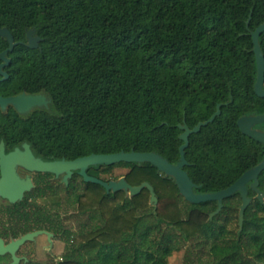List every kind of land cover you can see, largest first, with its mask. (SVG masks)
Masks as SVG:
<instances>
[{"label":"trees","instance_id":"obj_1","mask_svg":"<svg viewBox=\"0 0 264 264\" xmlns=\"http://www.w3.org/2000/svg\"><path fill=\"white\" fill-rule=\"evenodd\" d=\"M263 23L264 0H0V25L18 43L14 76L23 89L45 91L52 99L50 110L28 120L31 143L68 161L134 151L155 152L176 164L183 145L179 125L185 121L193 129L222 104L221 116L192 134L186 149L191 166L185 170L201 186L195 192L204 194L229 188L264 158V145L238 126L242 116L264 114V98L254 90L251 36ZM30 30L41 38L36 49L26 45ZM260 43L264 52V33ZM8 47L0 36V51ZM117 167L130 169L132 186L154 187L156 211L148 189L130 198L86 183L77 210L98 224L67 234L70 246L60 264H166L186 242H211L214 254L231 235L218 219L233 205L239 208V194L225 199L211 220L217 202L189 203L149 163L98 166L90 174L100 178L99 169L106 174ZM260 183L264 192V172ZM233 242L236 250L222 264H264L259 200L246 210L242 230L238 217Z\"/></svg>","mask_w":264,"mask_h":264},{"label":"flooded vegetation","instance_id":"obj_2","mask_svg":"<svg viewBox=\"0 0 264 264\" xmlns=\"http://www.w3.org/2000/svg\"><path fill=\"white\" fill-rule=\"evenodd\" d=\"M33 37H36L35 34ZM7 49L0 51V66L5 63L1 60L2 55L10 60L8 65L0 69V240L4 248H8L23 236L36 232L40 234L14 251L0 252V264H60L63 257L55 254L56 243L59 242L60 237L53 228L46 227L43 204L47 200L61 198L63 186L76 189L73 183L77 178L85 182L78 172L73 173L69 183L66 184L64 174L56 175L32 170L29 166L19 163L29 159L30 156L44 162L62 159L50 158L45 150L37 148L28 140L27 123L30 116L35 112L50 110L52 99L45 91L31 93L22 88L20 77L13 74L14 50L6 51ZM21 95L42 96L44 104L26 112H20L11 100ZM23 107L26 108V105ZM262 125L255 126V129L264 131ZM137 165L143 166V164ZM186 166L191 164L188 162ZM92 168L88 170L90 176ZM100 171L101 169H99L100 179L105 180ZM250 190L254 192L249 185L248 196ZM256 196V193L254 198L249 196L252 202L257 199ZM238 198L242 203L240 194Z\"/></svg>","mask_w":264,"mask_h":264},{"label":"water","instance_id":"obj_3","mask_svg":"<svg viewBox=\"0 0 264 264\" xmlns=\"http://www.w3.org/2000/svg\"><path fill=\"white\" fill-rule=\"evenodd\" d=\"M250 22L251 18L247 23L248 26L250 25ZM263 33L264 23L261 24L255 31L251 32L254 44L253 51L255 53L257 63V79L254 90L256 95L260 98H264V52L260 43V37ZM33 34H35V30H30L27 34V46L31 49H36L39 47L41 38L37 36L33 37ZM0 36L8 41L9 48L6 51H13L18 45V43L15 42L14 36L10 30L7 28H2L1 25ZM1 60L5 61V63L0 66V69L5 65H8L10 62V60L7 59L5 55L1 56ZM11 101L20 112H26L29 109L44 104V98L42 96L21 95L12 99ZM24 105H26V108L23 107ZM221 107L222 104H219L217 106V111L209 120L200 122L193 129H191L185 121L184 124L179 125V129L182 131V134L179 136V138L181 141H183V145L180 147V160L177 165L171 164L166 158L155 152L139 153L134 151L130 153L120 152L115 154H92L90 156L81 157L76 160L68 161L66 159H62L53 162H44L39 159H34L32 156H30L29 159L19 161V163L29 166L32 170L50 172L56 175L64 174V182L66 184L69 183V178L73 175V173L78 172L79 175L84 179L85 183L100 185L106 190L107 193H117L124 191L129 195L130 198L139 195L144 189H148L151 194L150 205L154 207L156 211L159 200L154 187L150 183L144 182L139 186H132L127 181L126 176L121 177L118 180L111 179L109 181H105L88 174V170L91 167L114 166L120 163H136L140 165L149 163L155 166L160 173L165 175V177L172 179L178 187L180 194L189 203L202 204L207 202H217V210L211 213V220L221 213L224 207L225 199H228L239 193L242 198V203L239 210V226L242 230L244 227L246 210L249 208L252 202V199L248 196L249 185L256 193V198L264 205V192L259 187V177L264 172V159L257 166L246 171L229 188L215 193H196L195 190L199 189L201 186L196 185L185 170L186 165H188V161L186 159V149L190 145V136L192 134L199 133L203 127L213 123L217 117L221 116ZM261 124H264V114L245 115L238 120V126L245 136L264 145V131L255 129V126ZM39 234L40 232H36L23 236L16 242H13L8 248H4L3 243L0 240V252L4 253L6 250L14 251L26 241L34 240V238ZM49 236L51 235L49 234Z\"/></svg>","mask_w":264,"mask_h":264},{"label":"rangeland","instance_id":"obj_4","mask_svg":"<svg viewBox=\"0 0 264 264\" xmlns=\"http://www.w3.org/2000/svg\"><path fill=\"white\" fill-rule=\"evenodd\" d=\"M129 172V168L117 167L109 173H103L102 177L105 180H118L121 177L127 176ZM73 184L76 189L73 187L65 188L63 186L61 198L47 200L43 204L45 205L46 227L53 228V231L60 237L59 242L56 243L55 249V254L58 257H63L66 254L67 247L70 246V241L67 237L69 232L77 236L85 233L98 224L89 214H81L77 210V196L83 193L86 184L79 178H77ZM235 200L239 202L238 198ZM238 204H240L239 208L233 205L229 215H223L218 219L219 225L228 226V231L231 232V235L227 237L228 239L226 242L225 240L220 241V244H218L220 245L219 249H216L213 252L214 254L209 253V249H212L211 242H205L204 240L189 241L184 243L181 250L174 252L171 257H168L166 259V264H191L194 260L199 261V264H222L227 256L236 250L233 238L234 233H236L238 229V217L241 203ZM181 206L184 207V209L187 208L185 202H182ZM230 219L231 222L229 223ZM146 222L153 225L155 220L149 217ZM157 236V233L152 234L154 238ZM226 250L228 254H224Z\"/></svg>","mask_w":264,"mask_h":264}]
</instances>
